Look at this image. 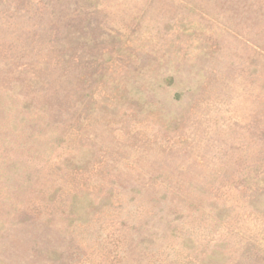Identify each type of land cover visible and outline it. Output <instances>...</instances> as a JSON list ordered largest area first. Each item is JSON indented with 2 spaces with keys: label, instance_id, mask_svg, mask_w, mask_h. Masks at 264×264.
<instances>
[{
  "label": "rangeland",
  "instance_id": "1",
  "mask_svg": "<svg viewBox=\"0 0 264 264\" xmlns=\"http://www.w3.org/2000/svg\"><path fill=\"white\" fill-rule=\"evenodd\" d=\"M0 264H264V0H0Z\"/></svg>",
  "mask_w": 264,
  "mask_h": 264
}]
</instances>
